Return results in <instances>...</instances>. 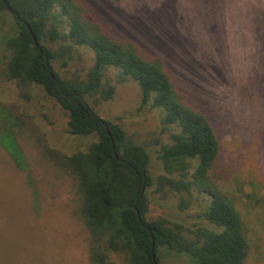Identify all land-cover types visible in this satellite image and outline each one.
<instances>
[{
	"label": "trees",
	"instance_id": "16d2710c",
	"mask_svg": "<svg viewBox=\"0 0 264 264\" xmlns=\"http://www.w3.org/2000/svg\"><path fill=\"white\" fill-rule=\"evenodd\" d=\"M231 2L244 4L249 19L264 16V0ZM95 13L81 0H0V23L9 14L15 24L5 41L0 81L41 87L67 115L68 134L95 138L85 152L72 155L51 149L42 136L34 141L42 159L73 181V212L87 232L88 264H246L247 229L235 198L215 179L220 143L210 121L189 105L161 58L112 38ZM77 49L92 54L85 73L71 70ZM108 69L117 71V83L137 84L140 109L161 112L154 139L161 173L155 177L146 145L91 106L113 99L115 86L104 81ZM0 119V148L26 172L16 137L26 121L2 106ZM167 131L169 142L163 144L159 137ZM149 193L175 199L180 212L199 199L206 224L191 229L165 217L148 219Z\"/></svg>",
	"mask_w": 264,
	"mask_h": 264
},
{
	"label": "rangeland",
	"instance_id": "374dc122",
	"mask_svg": "<svg viewBox=\"0 0 264 264\" xmlns=\"http://www.w3.org/2000/svg\"><path fill=\"white\" fill-rule=\"evenodd\" d=\"M81 1L112 38L161 58L189 105L208 118L220 143L215 179L235 198L247 229L246 264H264V16L249 19L244 4L235 7L231 0ZM14 26L6 14L0 23V63ZM74 56L71 70L85 73L91 52L77 49ZM116 73L108 69L104 78L115 86L113 99L91 106L146 145L155 177L161 173L154 144L161 112L140 109L137 84L117 83ZM0 106L27 125L16 130L26 172L0 148V264H88L87 232L73 212V181L42 159L34 141L42 136L51 149L72 155L85 152L95 138L68 134L67 115L39 86L21 89L0 81ZM170 133L161 134L159 142L168 143ZM148 199V219L165 217L191 229L206 224L199 217V199L184 212L170 197L149 193Z\"/></svg>",
	"mask_w": 264,
	"mask_h": 264
},
{
	"label": "water",
	"instance_id": "95a60500",
	"mask_svg": "<svg viewBox=\"0 0 264 264\" xmlns=\"http://www.w3.org/2000/svg\"><path fill=\"white\" fill-rule=\"evenodd\" d=\"M7 11H8V12H10V13H12V11L10 10V8H9V7L7 8ZM17 19H19V18H17ZM33 40H34V42H35V45L37 46L38 44H37V42H36L35 38H33Z\"/></svg>",
	"mask_w": 264,
	"mask_h": 264
}]
</instances>
